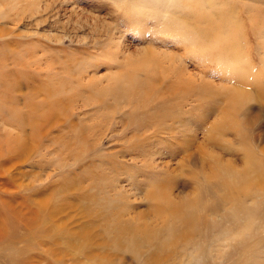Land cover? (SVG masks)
I'll return each instance as SVG.
<instances>
[{"label":"rangeland","instance_id":"obj_1","mask_svg":"<svg viewBox=\"0 0 264 264\" xmlns=\"http://www.w3.org/2000/svg\"><path fill=\"white\" fill-rule=\"evenodd\" d=\"M214 39L234 40L240 61L219 62ZM124 73L156 93L136 103L101 92ZM250 166L264 171V0H0V256L264 264L263 205L245 199L255 215L238 232L244 217L206 178ZM165 195L199 201L208 224L229 229L217 256L153 258V242L139 255L118 243V224L160 226L151 208Z\"/></svg>","mask_w":264,"mask_h":264},{"label":"bare ground","instance_id":"obj_2","mask_svg":"<svg viewBox=\"0 0 264 264\" xmlns=\"http://www.w3.org/2000/svg\"><path fill=\"white\" fill-rule=\"evenodd\" d=\"M182 24L183 30L185 32L189 31L187 29L188 26L183 21ZM208 33V35H211L209 31ZM199 35L201 36V34ZM235 48L234 40L227 44L219 39L212 40V44L208 47L210 53H213L219 62L224 63H228L232 58L237 61L240 59ZM151 61L153 60L151 59ZM115 83L114 86L101 92L111 93L118 99L145 103L157 91L155 90L154 92L152 90L150 80L138 81L137 79H133L128 73L115 76ZM50 89L52 92H56L53 85ZM36 111L37 105L32 104L25 117L29 123L35 124L36 119L33 120L34 117L42 116V113L37 114ZM13 113L17 115V110L14 109ZM17 118L23 119L24 117L20 115ZM15 140L18 142V139L15 138ZM18 144H11V141H9V145ZM206 178L220 180L218 184L223 187L225 192L222 200L231 203V216L234 218L244 217L245 223L243 226L237 227V231L243 232L245 229H249L251 220L255 215V210L246 205L245 199L252 198L255 202H260L264 209V171L261 169L256 171L255 166H250L235 173H226L221 168L211 167L209 173L206 174ZM152 197L156 200L157 195H153ZM163 204L162 207V203H156L151 208V214L154 218L160 219V226L158 228H152L151 226L134 227L135 225L130 227L129 224H118L117 227H114L117 235H119L118 243H122L139 255L142 249L146 247L145 245L153 242L154 245L151 253L153 258H157V256L166 252L170 257L186 258L189 262H193V259L195 260L199 256H206L208 254L217 256V241L223 238H231L229 229L225 228L222 230L219 226L215 228L211 221L208 224V219L200 214L201 203L199 201H186L184 199L177 201L165 195ZM262 214L264 216V212ZM8 222L10 223V218ZM10 225L13 226L12 224ZM210 226L215 229L208 228ZM13 231L12 228L6 236H11ZM121 236L123 237L122 240L120 239ZM198 238L200 241H204L205 244L197 243ZM201 245H206V247ZM242 246L246 249L248 243H243ZM1 257L0 264H6L8 260L12 264H16L17 259L12 254H5Z\"/></svg>","mask_w":264,"mask_h":264}]
</instances>
